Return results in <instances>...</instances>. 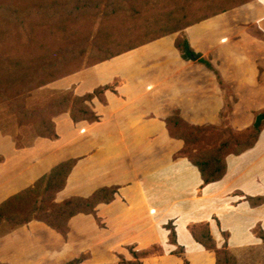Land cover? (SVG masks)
Wrapping results in <instances>:
<instances>
[{"label": "crops", "instance_id": "1", "mask_svg": "<svg viewBox=\"0 0 264 264\" xmlns=\"http://www.w3.org/2000/svg\"><path fill=\"white\" fill-rule=\"evenodd\" d=\"M264 0H252L186 27L191 49L214 70L185 60L174 46L178 33L159 37L106 61L82 69L59 83L75 95L100 86L104 102L92 100L94 122L74 123L68 113L55 118L57 138L36 137L17 147L0 132V203L76 158L60 202L88 197L104 186H119L115 199L96 214L69 220L67 237L33 220L0 233L1 264H121L152 246L159 252L141 264H215L213 250L198 243L191 228L207 224L215 245H226L238 264H264V127L256 144L226 158L225 176L203 184L187 158L174 155L183 141L170 137L165 119L178 111L192 125L224 121L242 131L264 111ZM231 111L225 114L226 104ZM172 222L176 243L164 226ZM183 247L181 255L172 252Z\"/></svg>", "mask_w": 264, "mask_h": 264}, {"label": "rangeland", "instance_id": "2", "mask_svg": "<svg viewBox=\"0 0 264 264\" xmlns=\"http://www.w3.org/2000/svg\"><path fill=\"white\" fill-rule=\"evenodd\" d=\"M36 1L0 0V11L17 18L11 25L0 22V132L10 136L17 147L49 134L51 120L59 116L56 114L72 108L76 101L73 88L69 87L72 84L59 83L60 80L158 38L175 26L193 24L249 2L103 0L78 20L71 15L60 22L30 9ZM116 1L124 9L106 15L104 9ZM24 7L29 15L21 19L18 13ZM70 12L77 13L78 9L71 8ZM45 186L46 181L32 202L33 208L21 207L27 215L36 216L40 206L49 208L54 194L45 191ZM30 202L25 199L24 207H30ZM13 226L10 220L2 221L0 233ZM149 251L156 252L157 248Z\"/></svg>", "mask_w": 264, "mask_h": 264}, {"label": "trees", "instance_id": "3", "mask_svg": "<svg viewBox=\"0 0 264 264\" xmlns=\"http://www.w3.org/2000/svg\"><path fill=\"white\" fill-rule=\"evenodd\" d=\"M102 1L103 0H51L49 2L45 0H37L34 2L33 7L29 6V8L41 12L44 16H49L53 19H57L60 22H64L67 16L72 15V19L78 20L79 17L89 14L88 11L92 9L91 7L97 6ZM110 4L111 9H108L107 7L104 9V13L106 15L113 14L124 9L122 4L118 1L114 2L113 4L110 2ZM71 8L78 9V12L71 14ZM27 15H29V10H26V7H24V9L18 13V17L21 19H26ZM16 19L17 18L15 16L0 11V22H5L7 25H11ZM189 25L192 24L175 26L169 30H166L165 34L160 36L162 37L168 34L178 33L174 40V46L179 51L181 57L185 60H190L195 54L189 45L188 39L183 34L184 29ZM256 32H258L260 36L264 37V33L260 30L257 29ZM155 39L157 38H154L150 41ZM114 56H111L100 62L106 61ZM198 62L203 63L207 68L214 70L220 85L223 87V82L220 79L218 72L213 68L212 64L205 59H199ZM108 88L109 86L107 85L100 86L95 88L92 92L86 93L84 95H75L74 100L76 101L73 102L72 108L70 109L66 107L63 111L56 114V116L63 113H68L74 123L81 121H97L98 116L93 110L92 100L97 97L101 102H104V91ZM225 108V114L231 111V106L228 103L226 104ZM165 123L170 137L183 141L182 149L177 152L174 157L187 158L188 161L198 169L203 184L207 185L209 183L217 182L225 176L227 171V156L239 155L252 148L256 144L264 127V111L255 114V118L251 126L242 131L234 130L227 121H224L219 126L192 125L187 123L180 116L178 111H175L172 115L168 116L165 119ZM39 137L49 139L57 138L55 123L53 120H51V132L49 134H41ZM1 161L2 158L0 157V162ZM76 161V158H71L58 163L48 174L40 177L32 187L16 193L1 202L0 224L4 220H10L14 225L13 228H15L25 225L33 220H37L66 238L69 231L68 223L72 217L81 213L95 215L97 206L99 204L111 203L115 199V195L118 193L119 186H104L98 188L88 197L72 196L61 202L56 201V194L64 189L67 183V177L71 173ZM45 181V191H53V200L49 208L40 206L38 208L39 212L36 216H29L27 215V211L23 210L21 207L25 209L33 208L32 202L37 199L41 186ZM27 198H29L31 201L30 207H24L23 205L24 200ZM246 200L249 202L251 207H255L264 203V196L247 197ZM164 227L170 231V242L175 244L176 233L172 222L166 224ZM191 233L194 239L203 247H205L207 250H213L215 252V264H238L235 255L228 249L226 245H223L220 248L215 245V241L210 234L207 224L193 226L191 228ZM256 233L264 243V231L257 229ZM153 247L157 248L156 252L160 251L159 247L152 246L151 248ZM149 249L143 250L141 252H135L129 247V251L135 259L126 261L120 257L121 264H141L139 261L140 257H145L156 253L150 252ZM183 252L184 248L178 247L172 253L181 255ZM83 258L84 256L74 259L69 264L79 263ZM182 264H189V262L188 260L183 259Z\"/></svg>", "mask_w": 264, "mask_h": 264}, {"label": "water", "instance_id": "4", "mask_svg": "<svg viewBox=\"0 0 264 264\" xmlns=\"http://www.w3.org/2000/svg\"><path fill=\"white\" fill-rule=\"evenodd\" d=\"M202 57L201 53H195L192 57H191V61H198L200 58Z\"/></svg>", "mask_w": 264, "mask_h": 264}]
</instances>
